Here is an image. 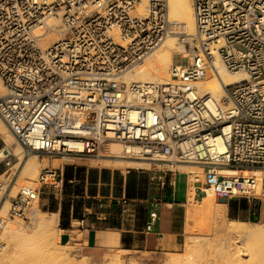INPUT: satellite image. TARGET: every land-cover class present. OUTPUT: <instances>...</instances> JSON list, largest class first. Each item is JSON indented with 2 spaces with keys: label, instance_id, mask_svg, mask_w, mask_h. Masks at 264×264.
Wrapping results in <instances>:
<instances>
[{
  "label": "built area",
  "instance_id": "2783aa9c",
  "mask_svg": "<svg viewBox=\"0 0 264 264\" xmlns=\"http://www.w3.org/2000/svg\"><path fill=\"white\" fill-rule=\"evenodd\" d=\"M140 4L0 0V79L6 89L0 117L26 156L186 164L203 170L198 199L208 194L227 202L259 199L258 178L245 171L264 169V0H193L196 36L190 42L179 34L188 53L182 63L172 64L170 82L152 85L120 78L175 34V25L168 0H148L144 14ZM217 63L248 76L226 86L221 101L194 87L215 74ZM115 143L122 147L119 157L108 151ZM9 159L0 163L8 177ZM151 173L161 187L175 189L176 180L168 178L175 172ZM15 174L0 182V229L7 219L24 220L40 202L43 187L64 194L63 170L46 167L38 187L21 186L11 196ZM5 199L8 218L2 216ZM159 202L153 201L148 232L160 218ZM119 203L114 219L123 222L130 210L127 200ZM101 221L75 219L82 231Z\"/></svg>",
  "mask_w": 264,
  "mask_h": 264
},
{
  "label": "bare ground",
  "instance_id": "6f19581e",
  "mask_svg": "<svg viewBox=\"0 0 264 264\" xmlns=\"http://www.w3.org/2000/svg\"><path fill=\"white\" fill-rule=\"evenodd\" d=\"M148 0H141L138 6L140 14L145 13ZM169 18L173 22L175 34L168 36L161 45L150 53L138 66L124 73L121 80L126 82H137L140 84H166L171 81L169 70L173 64V56L177 53L187 52V47L179 38V34L185 33L187 40L192 42L196 36V23L194 16L193 0H168ZM49 24L59 26V21L50 19ZM58 31V30H57ZM176 36V37H175ZM51 35L48 36L50 38ZM56 38H54V41ZM121 43V42H119ZM123 44V43H121ZM248 80L245 73H231L220 63H217V71L210 80H205L194 87L200 95L210 94L218 101L224 99L226 86L244 82ZM6 93V89L0 79V96ZM0 135L3 137L6 146L0 151V163L7 158L15 156L23 164L21 176L37 178L41 168L50 165L47 157L40 159L39 154L30 155L24 158L25 151L18 142L13 132L0 117ZM109 154L119 157L121 155V145L115 143L109 146ZM74 160L69 157L55 158L54 166H59L65 162ZM95 167L106 168H137L151 165L148 161H132L121 158H100L86 159ZM158 166L169 167L171 171L179 170L188 175L185 189V203L189 205L186 210V231L187 240L185 250L181 254L170 255L162 264H253L256 256L253 248L255 241H264V225L259 223H249L243 220H228V207L224 202L211 194L195 197L197 184L203 182V170L199 167H191L186 164L157 163ZM155 170V169H154ZM164 170H166L164 168ZM148 172L151 173V170ZM230 174L236 175V170H230ZM247 176L258 178L257 195L262 192L264 185V169L255 168L245 171ZM6 174L0 175V182ZM22 179V178H19ZM23 180V179H22ZM7 183V181H4ZM33 182V180H32ZM18 184V183H17ZM19 185V184H18ZM33 185V183H32ZM27 186V185H26ZM18 187V186H17ZM19 187H21L19 185ZM24 187V186H22ZM31 187V186H29ZM16 191V190H15ZM9 205L6 204L2 214H7ZM30 225L21 227L7 219V224L2 227L1 238L8 239V246L0 250V264H14L21 253L26 250V246L34 243L36 249L43 252H52L49 257L60 260L61 264H77L71 257L75 250L70 244H60L59 235L61 231L55 230L58 223V214L50 213L49 217L45 211L39 209V202H36L30 211ZM45 215V216H43ZM30 217V216H28ZM83 218V217H82ZM24 226V225H23ZM30 228L31 230H29ZM200 231H206V236L197 235ZM215 232L214 235L210 234ZM204 234V233H203ZM7 241V240H6ZM100 245L115 247L119 245V233L117 230L109 228L99 234ZM252 246V247H251ZM34 247V248H35ZM115 249V248H114ZM39 251V252H40ZM123 251H127L122 249ZM50 254V253H49ZM110 257L109 264H124L120 255L115 254ZM21 257V256H20ZM19 260V259H18Z\"/></svg>",
  "mask_w": 264,
  "mask_h": 264
},
{
  "label": "rangeland",
  "instance_id": "374dc122",
  "mask_svg": "<svg viewBox=\"0 0 264 264\" xmlns=\"http://www.w3.org/2000/svg\"><path fill=\"white\" fill-rule=\"evenodd\" d=\"M176 37V36H175ZM184 44V43H183ZM185 45V44H184ZM187 49L189 50V46L187 45ZM187 52L185 53H181L180 56H178L177 54H175L173 56V63L176 64H180L183 61L181 60V56H186ZM213 73H210V75L208 76V78L206 80H210L211 77H213ZM6 146V143L4 142L3 137L0 135V151L2 149H4ZM30 156V155H29ZM29 156L24 155V158H28ZM40 159L47 157L50 161V165L46 166V167H54L56 169H60L63 170L64 172V178H65V184H64V194L61 195L58 192L53 191L51 188H42V192H44L41 195V199L39 202V209L41 211H45L46 212V216L45 217H49L50 213H57L58 214V223L56 224L57 226L55 227V230L61 231V234L59 235V243L61 244H70L73 249L75 250L74 252H72L71 257L77 264H109L110 263V257L112 258V255L115 254H119L123 263L124 264H162L165 263L166 259L172 255V254H181L182 252H184L185 250V242L188 238V234L186 231V213L183 214V211L180 213V230L182 232V236L179 238V242L180 245L174 250V251H156L154 253H148V252H138V251H123L121 247L115 246V247H110V246H104L101 245L99 248H90L87 245V242L85 240V236L79 232H74L73 233V238H71V241L69 243L63 242L61 241V237L63 235V230L66 229H70V226L72 223H75V219H71L68 216L63 217L61 214L62 211V207L63 205H67L69 207V211L71 210V205L73 204L72 201H75L77 199L73 198L75 192L77 191V189L80 191L81 190H85V182L82 180L81 176H80V170L83 169V176H86V172L88 170H93V169H109V170H119L118 168H106V167H95L93 166L89 161L87 160H81V161H77L74 160L72 162H65L62 163L59 166H54L53 165V161L55 158H51L48 157L46 155H39ZM58 158V157H57ZM2 159H0L1 161ZM11 161V165H13V169H12V173L11 175L8 177L7 173L3 178L2 181H7L10 182L12 180V176H13V172L16 171V174L13 178V181L11 183V186L9 188L8 193L10 192V190L12 189V187L15 185L16 181L20 186H31L33 188L38 187V183H37V179H38V175L40 173V171L46 167L41 168V170H39L38 174H37V178H30L27 176H21L22 174V168H23V164L21 165V162L18 160L17 157L15 156H11V158L9 159ZM161 163V162H158ZM146 167H137V168H125V169H120L123 171H128V170H136L138 172H148L149 170H161V169H166V170H171V168L169 167H163V166H158V165H149ZM7 168H5L4 166L0 167V175L5 174ZM175 172V174H168V178L174 179V180H178L179 182V195L184 197L185 194V187H186V182L188 179V175L185 173H181V171L179 170H175L173 171ZM67 175H73L72 178H67ZM74 175L76 176V180H73L74 182L71 183L70 181L72 179H74ZM22 178V179H19ZM33 180V182H32ZM33 183V185H32ZM17 184V186H15L11 192V196H15L17 193V190L19 188V185ZM166 189H170L173 190L172 187H166ZM16 190V191H15ZM81 200L82 202H86L88 199H78ZM6 201V199H5ZM220 202H224L227 204L228 207V212H227V216H228V220H243L249 223H259L264 225V185L262 187V192L259 194V199L252 201V202H248L246 200L243 201H231V202H227L225 200H221L219 199ZM82 204V208L80 209V214L79 217H83V207L85 204ZM8 204L9 208H10V201L7 199V201L5 202V205ZM132 204H139V203H132ZM184 210L186 212V210L189 208V205H186L185 200H184ZM133 209V208H132ZM138 214H140L141 218L144 217L145 215V211L143 209H138L136 210ZM9 212V209H8ZM31 212H29L27 214V217L22 220V219H12L11 221H14V223H16L18 225V223L20 224L21 227H25L27 228L30 225V215ZM70 214V212H69ZM129 217L130 215H135V212H131L128 214ZM2 216H4L5 218H8V213L2 214ZM30 216V217H28ZM139 216V215H138ZM137 216V217H138ZM128 217V216H127ZM24 225V226H23ZM28 225V226H27ZM70 225V226H69ZM19 226V225H18ZM64 226H69L67 228H64ZM103 228H107L109 229L110 227H103ZM29 230H31L30 228H28ZM200 236H206L208 235L205 234L206 231H200L197 232ZM204 233V234H203ZM215 232H211L209 233L214 235ZM0 235H1V230H0ZM7 240V241H6ZM0 243L3 245V249L6 248L5 246H8V239L5 238H1L0 237ZM30 246H26V250H24V253H21L22 255L19 256V260L17 259V261L14 264H61L60 260H56L52 257H49V255H51L52 252H43L40 250H33L36 249L37 247H35L34 243L29 244ZM35 247V248H34ZM252 247V246H251ZM115 248V249H114ZM253 248H255V251L253 252L254 255L256 256L255 260L253 261V264H264V241H255ZM1 249V252L2 250ZM38 249V248H37ZM40 251V252H39ZM50 253V254H49ZM53 254V253H52Z\"/></svg>",
  "mask_w": 264,
  "mask_h": 264
},
{
  "label": "crops",
  "instance_id": "0c3cea01",
  "mask_svg": "<svg viewBox=\"0 0 264 264\" xmlns=\"http://www.w3.org/2000/svg\"><path fill=\"white\" fill-rule=\"evenodd\" d=\"M99 176L103 170L108 171L109 179L106 182L99 181L90 183L88 179L89 171L86 173L85 190L82 195H74L75 199H88L89 205L85 203L83 207V216H89L92 220L96 217L101 218L98 227H92L87 231H82L76 223H72L70 229L63 230L61 241L69 243L73 238L74 232H79L85 236L87 245L92 248H99V234L107 231L110 227L119 233V247L127 251H138L154 253L156 251H174L179 245V238L182 236L180 230V213L184 210V197L179 195V182L176 181V187L173 190L160 186L152 180L153 174L150 172H138L136 170H109L98 169ZM131 172L137 173V178L145 179L144 197H128V176ZM168 188V187H167ZM93 189L94 192L90 193ZM127 200V207L135 215L126 217L123 222L116 221L114 218L120 214V201ZM154 200H159V220L153 226L152 231L146 230V224L149 220V214ZM70 218L74 219L75 204L72 201ZM132 203H139L137 205ZM133 208V209H132ZM143 209L145 215L141 218L136 210ZM139 215V216H138ZM138 216V217H137ZM118 223L113 227L114 222Z\"/></svg>",
  "mask_w": 264,
  "mask_h": 264
},
{
  "label": "trees",
  "instance_id": "16d2710c",
  "mask_svg": "<svg viewBox=\"0 0 264 264\" xmlns=\"http://www.w3.org/2000/svg\"><path fill=\"white\" fill-rule=\"evenodd\" d=\"M83 169L80 170V176L82 178L83 181H85L86 179V176H83ZM108 171L107 170H103L101 172V176H99V170L97 169H93V170H90L89 171V175H88V179H89V182L92 184V183H97L99 181V179H101V181L103 182H106L109 177H108ZM73 176V175H72ZM72 176L70 175H67V178H72ZM70 178V179H71ZM72 180H76V176L74 175V179ZM145 185V179L144 177H142L140 180H138L137 178V173L136 172H131L128 176V197L129 198H132V197H136V196H139L140 198L144 197V195L146 194L145 190H144V186ZM83 192V190L80 191V189L75 192V196L76 195H82L81 193ZM94 190L91 189L90 190V193H93ZM83 199V198H82ZM84 202H82L81 200H75L74 201V204H75V209H74V219H81L82 217H79V214H80V209L82 208V204ZM87 205H89V200H87L85 202ZM84 203V204H85ZM69 207L67 205H63L62 207V211H61V214L63 217L65 216H68L70 217V214H69ZM70 226V225H69ZM69 226H64V228H67ZM118 226V223L115 221L113 223V227H117Z\"/></svg>",
  "mask_w": 264,
  "mask_h": 264
}]
</instances>
